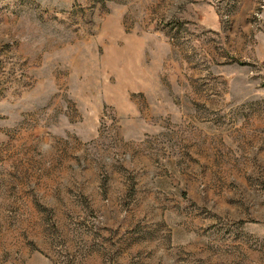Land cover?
Segmentation results:
<instances>
[{
	"label": "rangeland",
	"instance_id": "obj_1",
	"mask_svg": "<svg viewBox=\"0 0 264 264\" xmlns=\"http://www.w3.org/2000/svg\"><path fill=\"white\" fill-rule=\"evenodd\" d=\"M0 264H264V0H0Z\"/></svg>",
	"mask_w": 264,
	"mask_h": 264
}]
</instances>
